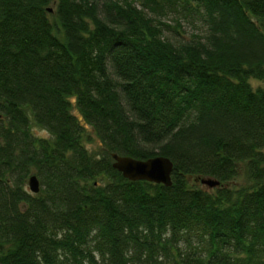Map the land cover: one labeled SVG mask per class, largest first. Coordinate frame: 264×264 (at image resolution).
<instances>
[{"label": "trees", "instance_id": "obj_1", "mask_svg": "<svg viewBox=\"0 0 264 264\" xmlns=\"http://www.w3.org/2000/svg\"><path fill=\"white\" fill-rule=\"evenodd\" d=\"M252 78L264 0H0V264H264ZM114 153L170 158L172 185Z\"/></svg>", "mask_w": 264, "mask_h": 264}, {"label": "water", "instance_id": "obj_2", "mask_svg": "<svg viewBox=\"0 0 264 264\" xmlns=\"http://www.w3.org/2000/svg\"><path fill=\"white\" fill-rule=\"evenodd\" d=\"M113 166L120 171L125 178L130 180H146L164 185H172V172L174 164L170 158L165 156H155L148 159H137L131 156L113 154ZM198 181L199 178H196ZM201 182L213 188L220 182L213 178H201ZM28 186L32 193H39L41 182L36 174L28 179Z\"/></svg>", "mask_w": 264, "mask_h": 264}, {"label": "rangeland", "instance_id": "obj_3", "mask_svg": "<svg viewBox=\"0 0 264 264\" xmlns=\"http://www.w3.org/2000/svg\"><path fill=\"white\" fill-rule=\"evenodd\" d=\"M151 15H154V14L151 13ZM161 18L165 22L171 24L172 26H176V21L175 20L178 19V14H176V13L174 14L173 12H168L167 14H164L163 16H161ZM182 23H183L184 27L180 29L181 33H184V31H187L188 33H190L189 31H191L192 29H195L197 31H202L203 30V28L202 29H198V26L200 24H192L188 20H185V19H182ZM168 36L174 38L176 35H175V33L173 31L169 30L168 31ZM252 84L255 87H257L259 85H264V83L262 81H259V80H252ZM32 131L34 132V134L36 136H39V137H47V138L51 137V134L47 130H45L42 127H40V126H38L36 124H33V123H32ZM97 144H98V140L96 139V142L88 144V146H89V148L91 150H94V148L97 146ZM240 173H241L240 176H239L240 183H244V181H246V177L244 176L243 170H241V167H240ZM27 188H28V186H27Z\"/></svg>", "mask_w": 264, "mask_h": 264}, {"label": "bare ground", "instance_id": "obj_4", "mask_svg": "<svg viewBox=\"0 0 264 264\" xmlns=\"http://www.w3.org/2000/svg\"><path fill=\"white\" fill-rule=\"evenodd\" d=\"M252 80H255V79H254V78H252ZM252 80H251V81H252Z\"/></svg>", "mask_w": 264, "mask_h": 264}]
</instances>
